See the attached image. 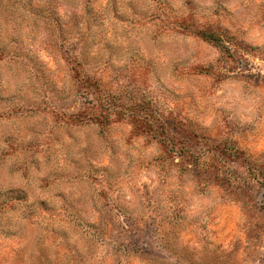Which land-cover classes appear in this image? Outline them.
<instances>
[{"label": "rangeland", "instance_id": "374dc122", "mask_svg": "<svg viewBox=\"0 0 264 264\" xmlns=\"http://www.w3.org/2000/svg\"><path fill=\"white\" fill-rule=\"evenodd\" d=\"M0 264H264V0H0Z\"/></svg>", "mask_w": 264, "mask_h": 264}, {"label": "trees", "instance_id": "16d2710c", "mask_svg": "<svg viewBox=\"0 0 264 264\" xmlns=\"http://www.w3.org/2000/svg\"><path fill=\"white\" fill-rule=\"evenodd\" d=\"M81 61L77 60V63H80ZM81 84H85V94L86 96H91V89L93 87H96L99 89L100 92H104V90L101 88V83L99 79L96 77L86 74L83 76V78L80 80ZM105 93V92H104ZM109 99L104 100L102 102V110L100 112H84L78 119L81 121V123H96L103 126H109L112 123L113 114L110 111V105H109ZM134 122L136 124H139V131L141 133H150L155 132L153 131V126H151L153 123L150 120V116L148 113H145L144 116H134Z\"/></svg>", "mask_w": 264, "mask_h": 264}]
</instances>
